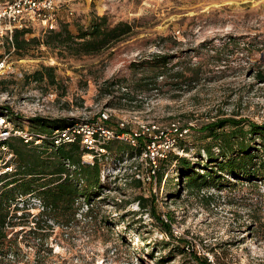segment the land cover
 Listing matches in <instances>:
<instances>
[{
  "label": "rangeland",
  "instance_id": "rangeland-1",
  "mask_svg": "<svg viewBox=\"0 0 264 264\" xmlns=\"http://www.w3.org/2000/svg\"><path fill=\"white\" fill-rule=\"evenodd\" d=\"M93 14L108 15L112 24L128 21L135 32L99 54L65 58L43 46L20 56L0 38V113L28 130L34 116L96 121L108 110L115 129L124 119L128 130L156 123L172 137L176 123L183 134L167 160H157L161 184L149 159L112 143L101 160L103 188L89 202L79 199L69 224L71 209L55 219L37 195L42 203L27 201L26 209L17 201L12 220L34 222L9 223L7 237L16 242L0 254V264H198L193 251L212 264H264V175L236 179L223 172L196 196L187 192L174 158L185 156L205 172L203 146L216 144L199 130L205 122L231 116L264 123V78L258 75L264 77V0H63L59 24L67 22L78 33V24ZM31 30L30 38L44 34L39 25ZM158 53L170 54L171 62L167 75L154 80L158 70L148 65ZM42 65L57 66L60 86L24 81L25 73ZM144 77L156 88L138 89ZM140 138L145 147L147 136ZM251 145L259 147L261 140ZM1 152L0 175L7 166L14 172L16 157ZM257 155L256 161L264 159V151ZM84 159L93 161L87 154ZM16 205L19 211H13Z\"/></svg>",
  "mask_w": 264,
  "mask_h": 264
},
{
  "label": "trees",
  "instance_id": "trees-1",
  "mask_svg": "<svg viewBox=\"0 0 264 264\" xmlns=\"http://www.w3.org/2000/svg\"><path fill=\"white\" fill-rule=\"evenodd\" d=\"M134 27V24L128 21H118L116 24H112L108 15L93 14L87 24H78V33L72 31L67 22L60 23L56 29L46 31L43 36H31V38L28 37L32 33L31 29H15L13 41L7 40L10 44L7 50L11 51L12 49L20 56H28L33 49L40 50L43 46L59 58H65L67 55L75 57L94 55L131 36L135 32ZM1 58L2 54H0ZM153 58L155 61H151L148 67L157 68L155 70H158V73L154 79L156 80L159 76L167 75L171 56L158 53L154 54ZM56 68L57 66L54 65H42L32 73H25L24 81L29 83L34 80L38 83L46 82L49 86H60ZM258 75L264 78L261 73ZM140 81L143 82L139 83L138 89L152 90L156 88L153 87L156 81L145 82L147 81L145 77L140 78ZM118 85L122 88L120 83ZM113 86H116V83ZM4 109L9 110L8 107ZM245 121L243 118L220 116L215 120L205 122L200 127L199 130L206 133V139L216 140V144L209 142L203 146V151L206 153V164H209V168L205 172L197 171V166L192 164L189 158L174 156L181 164V175L186 183L187 192L192 194L196 192V196H199L208 184V180L221 178L223 172L236 179L241 176L250 178L251 176L264 175V159L260 158V161H256L259 150L264 151V123L248 121L246 124ZM77 122L75 118L71 117L48 119L34 116L31 119L28 132L36 134V136L45 135L47 138L43 139L41 144L26 143L21 136H12L8 140L0 141V159L3 156L1 149L4 145L9 152L13 153L17 162L14 172H4L0 175V181H3L0 188V254L2 256L11 252L12 244L16 242V238L7 237L6 227L9 223H12L11 226H16L34 222L28 218L24 221L21 220V223L12 220L14 216L11 214L10 208L13 204H17L19 197L37 195L44 202L47 208L46 213L55 219L58 211L71 209V215L65 221L69 224L75 217L76 203L79 199L89 202L103 188L101 160L111 149L112 143H123L119 149L127 150L128 155L131 156L143 152V141L133 145L127 140L110 139L103 143L106 153L101 156L95 155L92 162L85 161L84 156L90 151L81 146L80 139L59 145L54 141L57 130H66ZM180 130H182L181 126ZM179 135L180 133L174 134V145ZM256 137L261 140V145L254 148L251 143ZM214 146L219 150L218 154L214 150ZM161 160L166 161L167 159L159 161ZM162 179L163 173L159 167L157 170L159 184L162 183ZM137 182L141 183L140 180ZM138 199L140 203L143 201L141 205L146 209L144 201L147 199L143 196ZM155 201L156 199L153 198V204ZM19 209L20 205H16L13 211H19ZM154 211L155 206L152 205L151 212ZM162 224H164L165 230L170 231L171 224L169 222L162 221ZM191 255L198 264H212L207 258L194 251Z\"/></svg>",
  "mask_w": 264,
  "mask_h": 264
},
{
  "label": "built area",
  "instance_id": "built-area-1",
  "mask_svg": "<svg viewBox=\"0 0 264 264\" xmlns=\"http://www.w3.org/2000/svg\"><path fill=\"white\" fill-rule=\"evenodd\" d=\"M62 2L63 0H5L0 2V38L12 42L15 29H31L33 25L41 26L44 33L56 29L59 26L58 12ZM3 64L4 62H1L0 66ZM98 116L96 121H78L66 130H57L56 136H54L55 143L59 145L80 139L81 146L90 151L87 155L92 159L95 155L101 156L106 152L103 143L110 139H123L136 145L138 144V138L147 136L145 147H143L140 156L150 160L149 164L152 163L150 166L152 177L157 179V160L167 157L168 152L175 143V137H169V132L160 129L159 124L156 123L152 125L140 124L136 129L128 130L126 126L128 122L120 119L116 126L117 129H115L110 125L112 115L108 110H102ZM170 130H172L170 132L173 135L176 133L183 134L176 123L170 126ZM12 136H21L26 143L34 142L35 144H41L43 139L47 138L45 135L36 136L28 130L15 128L8 115L0 114V141L8 140ZM2 149L9 152L4 145ZM11 156H13V153ZM5 169L6 172L14 170L12 166H7ZM30 196L19 197L18 201L22 200L25 205L22 204L24 206L22 209L28 208L26 206L28 202L32 204L36 200L40 201L38 197H32L34 199L31 200L27 199ZM40 203L42 202L40 201ZM210 260L214 263L212 258Z\"/></svg>",
  "mask_w": 264,
  "mask_h": 264
}]
</instances>
